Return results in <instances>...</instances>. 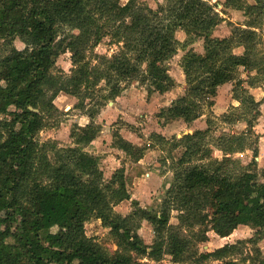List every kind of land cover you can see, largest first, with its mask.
<instances>
[{"label": "trees", "instance_id": "16d2710c", "mask_svg": "<svg viewBox=\"0 0 264 264\" xmlns=\"http://www.w3.org/2000/svg\"><path fill=\"white\" fill-rule=\"evenodd\" d=\"M252 1L221 4L220 12L241 11L244 21L227 22L229 36L218 38L212 33L224 18L216 3L207 0H162L155 8L143 0H0V115L10 116L0 119V264H147L140 259L157 261L164 254L178 262L187 258L188 264H264L256 246L264 237V167L255 160L257 146L251 147L245 138L260 115V101L243 83L254 87L264 82V52L256 50L264 0ZM64 28L78 32L58 38ZM177 31L185 34L183 42L175 37ZM107 36L118 51L110 58L99 57L103 68L92 65L86 52ZM15 37L24 43L23 50L14 47ZM198 38L203 40V53L188 49L181 60L186 94L161 110L159 117L189 124L200 115L203 102L214 105L220 85L233 82L232 98L243 110L236 120L245 123L244 131L223 132L212 144L220 150L221 160L202 144L211 130L210 120L206 129L183 135L177 143L184 142L186 148L167 198L158 209L142 208L133 200L135 210L120 215L113 206L129 196L123 168L104 181L99 158L84 150L99 132L93 123L95 112H88L86 125L73 128L72 145L61 148L54 141L37 140L45 126L43 116L58 110L53 100L59 93L83 101L101 80L108 85L104 100H114L124 88L121 83L130 80L145 85L148 95L170 91L176 82L167 62L179 47L185 49ZM238 47L241 54L234 52ZM65 52L70 53L72 70L56 75L52 72L56 59ZM239 68L246 80L236 78ZM223 119L235 121L224 114ZM113 145L133 162L142 155L118 133ZM246 149L252 155L241 165L232 155ZM172 209L180 212L178 226L169 224ZM91 218L109 228L126 253L111 257L88 237L84 226ZM142 219L154 230L150 245L138 234ZM208 224L219 237L242 225L254 235L210 252L190 251L191 241L179 228L200 226L205 232L196 240L207 241ZM247 241L253 244L254 255L247 251L243 255Z\"/></svg>", "mask_w": 264, "mask_h": 264}, {"label": "rangeland", "instance_id": "374dc122", "mask_svg": "<svg viewBox=\"0 0 264 264\" xmlns=\"http://www.w3.org/2000/svg\"><path fill=\"white\" fill-rule=\"evenodd\" d=\"M126 1L120 0L121 3ZM207 1L217 4L223 3V0ZM143 2L155 8L162 0H143ZM217 4L216 7L219 9ZM220 15L223 16L224 21L213 30V37L229 36L231 29L227 22L238 23L243 20V15L240 11L230 13V11L226 10L225 13L221 12ZM17 30L20 31L21 27L17 26ZM68 32L76 34L78 31L64 28L58 38ZM258 36L259 44H257L256 50L261 54L264 52V18L260 28H258ZM175 37L183 42L185 34L183 31H177ZM13 45L17 50L25 48L24 43L18 37L14 38ZM118 49L119 46L112 43L110 37L107 36L96 45L93 51L90 52L89 50L86 52L85 59L90 60L92 65H98L103 68L104 64L100 62L99 57L106 56L110 58ZM188 49L203 53V40L198 38L185 49L179 47L177 53L167 62L168 73L176 82V85L170 91L162 94L152 92L148 95L145 85L130 80L127 84L121 83L124 88L114 100H104L102 97L107 94L108 85L104 80H101L95 86L94 92L89 95L90 97L83 101L72 95L59 93L53 100L58 110L51 115L45 114L43 116L45 126L37 133V140L41 142L51 140L56 143L57 147L61 148L72 145L70 133L73 128L86 125L90 121L88 112H95L93 123L99 128V132L95 139L87 147H84V150L99 158V168L103 173L102 180L104 181H109L115 171L123 168V176L129 196L113 206V210L120 215L124 216L135 210V206L132 204L133 200H136L142 208L158 209L164 199L167 198V190L174 181L175 172L180 168L177 161L181 158L186 148L184 142L177 143V140L183 135L190 134L194 130L206 129L208 126L207 122L210 120L212 123L211 130L203 137L202 144L209 145L208 147L211 149L210 155L221 160L222 154L220 150L212 146V144L217 143V138H220L219 136L223 132L231 134L244 131L243 121L236 120L237 116L242 113V108L227 103L226 94L228 93V96L231 97L232 84H227L226 87H223L218 92L219 96L217 98L213 97V106L208 107L203 102L200 115L189 124L182 119L164 122L163 118L159 117L161 110L186 94L188 86L181 69V60ZM242 50V48L238 47L234 52L241 54ZM2 52L3 48L0 47V54ZM72 67L70 53L65 52L56 59L52 72L56 75L65 76L70 74ZM245 74L243 69L239 68L236 78ZM35 110L37 111V109ZM223 114L228 115L230 119H235V121L230 122L223 119ZM2 118L9 119L10 116L0 115V119ZM117 133L129 141L133 149L136 148V151L139 150L142 153L137 162H133L130 155L113 145L114 135ZM245 138L251 147H258L259 135L254 130L247 132ZM251 155V150L246 149L242 152L234 153L232 157L239 160L241 165H244L250 160ZM192 161H197V157H193ZM204 161L206 159H202L201 162ZM179 213L178 210H171L170 225H179ZM210 226L211 224H208L207 241L196 240V237L205 232L200 226L189 228L187 225H181L178 231H180L182 236L190 239L189 250H196L200 253L210 252L226 243L246 240L254 235V230L250 227L239 226L227 237H219L209 229ZM84 228L85 234L104 247L111 257L117 253H126L118 246L116 240L110 234L109 228L104 227L99 219L91 218L85 223ZM51 230L55 231L56 228ZM138 234L145 244L150 245L153 243L154 230L147 220L142 219L140 221ZM258 234H262V232H258ZM256 246L259 248L261 255L264 256V237L257 242ZM242 250L243 255L246 251L254 255L253 244L249 241H247ZM184 256L186 257V255ZM140 261L147 264L189 263L187 258L184 262H178L171 254H164L157 261L146 258L140 259ZM204 264H217V262L207 261Z\"/></svg>", "mask_w": 264, "mask_h": 264}, {"label": "crops", "instance_id": "0c3cea01", "mask_svg": "<svg viewBox=\"0 0 264 264\" xmlns=\"http://www.w3.org/2000/svg\"><path fill=\"white\" fill-rule=\"evenodd\" d=\"M225 0H223L224 2ZM249 3H252V0H247ZM217 4V3H216ZM222 4V3H221ZM221 4H217L219 6V9L216 8L217 11L220 12V10L222 9V5ZM228 11H230V13H235L238 10H234V9H226ZM241 12V11H240ZM242 13V12H241ZM221 14V12H220ZM244 21V16H243V20H241V22L238 23H234V24H239L242 23ZM258 31V29H256ZM241 48V47H240ZM243 51V50H242ZM243 69V68H242ZM253 74V73H252ZM244 80H246L247 76L246 74L244 76H241ZM227 84L231 85V88H233V82H228V83H224L223 85H220L217 88V94H216V98L219 96L218 92L223 88L226 87ZM244 88H246L248 90V92L254 97V99L256 101H260L259 104V110H260V115L258 116L255 125L253 127V130L255 131V133L257 135H259V141H258V156L255 158L258 167H264V82H260L259 85L254 86V87H250L249 85H247L246 82L243 83ZM226 98H227V103L229 105L232 106H239V102L235 99L232 98V91H231V97H229L228 93L226 94ZM231 101V102H230ZM226 112V111H225ZM243 127L245 128V123H242ZM248 152V151H247ZM249 153V152H248ZM243 226V225H242Z\"/></svg>", "mask_w": 264, "mask_h": 264}, {"label": "water", "instance_id": "95a60500", "mask_svg": "<svg viewBox=\"0 0 264 264\" xmlns=\"http://www.w3.org/2000/svg\"><path fill=\"white\" fill-rule=\"evenodd\" d=\"M30 109H32V110H34V111H36L35 109H33V108H31V107H29Z\"/></svg>", "mask_w": 264, "mask_h": 264}]
</instances>
